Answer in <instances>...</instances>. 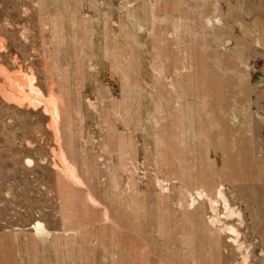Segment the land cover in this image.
Segmentation results:
<instances>
[{
    "label": "rangeland",
    "instance_id": "rangeland-1",
    "mask_svg": "<svg viewBox=\"0 0 264 264\" xmlns=\"http://www.w3.org/2000/svg\"><path fill=\"white\" fill-rule=\"evenodd\" d=\"M0 264H264V0H0Z\"/></svg>",
    "mask_w": 264,
    "mask_h": 264
},
{
    "label": "bare ground",
    "instance_id": "bare-ground-1",
    "mask_svg": "<svg viewBox=\"0 0 264 264\" xmlns=\"http://www.w3.org/2000/svg\"><path fill=\"white\" fill-rule=\"evenodd\" d=\"M29 91V90H28ZM38 227H40L41 225L40 224H37Z\"/></svg>",
    "mask_w": 264,
    "mask_h": 264
}]
</instances>
